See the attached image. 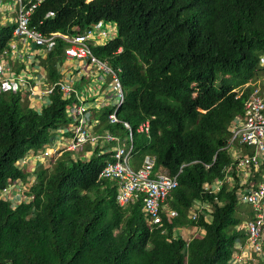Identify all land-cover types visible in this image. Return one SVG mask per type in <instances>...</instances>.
<instances>
[{"label": "trees", "instance_id": "1", "mask_svg": "<svg viewBox=\"0 0 264 264\" xmlns=\"http://www.w3.org/2000/svg\"><path fill=\"white\" fill-rule=\"evenodd\" d=\"M97 21L116 29L113 39L91 50L119 68L124 100L116 115L133 130L132 163L139 166L149 154L153 171L176 175L165 200L175 215L161 213V223L149 226L142 194L117 203L116 182L99 176L115 142L87 157L65 150L48 165L20 166L69 136L64 129L74 122L68 106L76 95L64 97L56 84L67 45L56 37L39 57L42 82L54 85L41 105L34 107L23 88L0 91V264H232L250 209L236 200V187L203 185L224 176L237 182L223 147L247 95L235 98L234 89L255 76L264 52V0H44L29 25L44 35L76 34ZM6 23L0 53L13 39V24ZM113 109L112 101L90 107L93 131L126 137L122 121L107 119ZM146 119L149 132H136ZM15 183L25 187L22 200L3 199L1 191ZM186 231L199 233L186 237Z\"/></svg>", "mask_w": 264, "mask_h": 264}, {"label": "built area", "instance_id": "2", "mask_svg": "<svg viewBox=\"0 0 264 264\" xmlns=\"http://www.w3.org/2000/svg\"><path fill=\"white\" fill-rule=\"evenodd\" d=\"M43 1L0 0V6L7 5V10L14 12L12 34L19 40L10 42L8 48L0 53V91L15 92L23 88L30 93L28 95L30 98L39 101L51 94L54 86L43 89L38 86L39 89H36V84L29 82L31 77L27 71L14 73L11 61L15 54L11 43L15 45L20 43L19 49L23 54L32 44L49 50L56 37H61L67 43L64 48L65 58L81 60V65L88 67L90 71L86 77L96 75L98 83L89 88V92L94 96L91 102L86 101L91 95L87 93L85 86L77 91L73 88V80L56 83L64 97L68 98L72 93L76 95V102L68 106V113L74 122H70L64 129L70 132L69 136L59 137L53 146H47L38 156L54 157L62 151L70 150L87 157L96 146L102 147L103 142H115L110 151L111 160H108L99 176L116 182L117 203L124 206L142 194V209L149 226L161 223V213L171 218L175 211L165 209L164 201L169 192L177 186L176 175H169L160 169L153 171L154 158L148 154L144 156L139 166L133 165V130L128 122L120 120L116 115L117 108L124 100L118 76L119 68H113L108 59L98 58L91 50V46L102 43L104 38H113L114 30L109 32L103 27L104 24L109 27L110 23L97 21L76 34L52 32L44 35L29 25L31 12ZM47 15L51 16L53 13L48 12ZM119 51L120 49L117 52ZM256 74L240 88L234 89L235 98L244 90L247 91V95L243 101L242 113L232 121L229 137L223 147L232 157V163L227 171L234 170L237 182L231 176H224L223 179H215L213 183L203 185L205 190L210 191L219 190L224 183L228 184L230 189L236 187V200L250 207L249 218L240 225L245 234L244 242L236 245L232 264H264V52L258 56ZM110 101L114 109L108 113L107 119L111 123L122 121L128 130L126 137L110 132L96 134L93 131L95 121L91 118L90 107H99ZM135 131L148 133L149 120L141 121ZM85 145H89L90 150H84ZM202 207L203 205H200V208ZM191 214L194 217L196 211H192Z\"/></svg>", "mask_w": 264, "mask_h": 264}, {"label": "rangeland", "instance_id": "3", "mask_svg": "<svg viewBox=\"0 0 264 264\" xmlns=\"http://www.w3.org/2000/svg\"><path fill=\"white\" fill-rule=\"evenodd\" d=\"M7 5H1L0 6V11H1V15H0V25L2 24V25H5V24H7L6 22H9V23H12V24H14V22H13V20H14V12H12V11H8L7 10ZM103 27L105 28V29H107L109 32H110V30H116L115 29V25H114V23H110V26L109 27H107V24H104L103 25ZM116 33V32H115ZM104 40H106V38H104ZM17 41H19L18 39H13L12 41H10V42H17ZM11 45H13L14 46V49H13V53L15 54L14 55V57L12 58V62H15L14 63V65H19L21 62L25 65H27V67L28 66H30L29 65V63L30 62H32V58L31 57H27L25 54V52L22 54V51L19 49V46L18 45H15V44H13V43H11ZM42 57H45V55H46V52H41V54H40ZM23 60V61H22ZM33 62H35L36 63V61H33ZM63 64H65V65H67V67L70 65V64H72V63H77V64H79V63H81V60H78V59H64V61L62 62ZM61 63V64H62ZM38 64H39V62H38ZM43 71V69H40V72H42ZM20 73V72H19ZM43 74V73H42ZM42 77H43V79H45V75L43 74L42 75ZM96 75H94L93 77H92V79H91V84L90 85H87V84H85V88H86V91H87V93L88 94H90L91 95V98H93L94 96L89 92V88H91V86L93 85V84H96V83H98L97 81H96ZM77 86H80V84H77ZM46 88H49L48 86H45ZM28 88L29 87H27V90H28ZM36 89H39V87L38 86H36ZM33 91H34V88H33ZM28 95L30 94V93H27ZM36 97V96H35ZM37 98V97H36ZM34 100H36V99H34ZM33 102V106L34 107H37L38 105V103H39V101L38 100H36V101H32ZM80 154V153H79ZM85 155H88V153H85ZM89 156V155H88ZM42 157V156H41ZM41 157H39L38 156V154L36 153L35 155H30L29 157H28V162L27 161H23L22 162V164L20 165L21 167H23L24 169H28L30 166H33L34 164H35V161H37V160H40V161H42L44 164H47L48 165V163H49V160L52 158V157H44V158H41ZM41 158V159H40ZM162 171H166L165 169H161ZM16 184V187H14V186H11V187H9V188H7V190H5V191H1V196H2V198L3 199H9V200H11V201H15V202H18V201H21L22 200V190H24L25 189V187L21 184V183H15ZM165 207L166 208H168V206H167V204L165 203ZM242 209H244V210H247V209H250V207L248 206V205H245V206H243L242 207ZM197 233H199V232H197V231H192L191 233L190 232H188V231H186L185 233H184V236H186V237H188V236H191L192 234L194 235V234H197Z\"/></svg>", "mask_w": 264, "mask_h": 264}, {"label": "clouds", "instance_id": "4", "mask_svg": "<svg viewBox=\"0 0 264 264\" xmlns=\"http://www.w3.org/2000/svg\"><path fill=\"white\" fill-rule=\"evenodd\" d=\"M107 23H110V22H107ZM13 28H14V24H13ZM37 29V28H36ZM12 31H13V29H12ZM40 31V30H39ZM116 32V30H114V35H113V38H114V36H115V33ZM13 35V34H12ZM113 38H111V39H113ZM13 39H16V37L13 35ZM12 39V40H13ZM111 39H106V40H111ZM11 40V41H12ZM106 40H104V41H102V43L103 42H105ZM10 43V42H9ZM9 43H8V45H9ZM101 44V43H100ZM33 45L34 44H32L31 46H30V49H28V50H26L25 51V55L27 56V57H31L32 58V62H30L29 63V65L30 66H28L27 67V65L25 64H23L22 62L18 65V66H21V68H20V71H27L28 72V74L30 75V77H31V79L29 80V82L31 81V80H34L33 81V83L32 84H36V86H39V87H41L42 89L43 88H46L45 86H48V87H50V86H54L53 84H47V83H43L42 82V80H43V77L41 76L40 78H38V76L35 78V76L33 75V72H35V70H36V66H38V75H39V69H41V68H43L42 66H40L39 64H38V62H39V57H41V58H44V57H42L40 54H41V52H46L47 53V51L48 50H45L43 47H40V46H36V45H34L35 46V48L33 47ZM18 46L21 48V44L20 43H18ZM66 47V46H65ZM64 47V48H65ZM120 50H121V48H119ZM63 51H64V49H63ZM24 53V52H23ZM64 59H65V56H64ZM23 61V60H22ZM33 61H36V63L35 62H33ZM64 61V60H63ZM12 62V61H11ZM16 62V61H15ZM15 62H12V65H13V68H15V67H17V65H14V63ZM63 65V63L60 65V69H61V66ZM79 67V66H78ZM80 68V67H79ZM36 70V71H37ZM44 70V69H43ZM62 71V70H61ZM79 72L77 71V70H72L71 69V72L69 73V75L68 76H65L64 75V73H63V78H62V80H60L59 82H62V81H69V80H73V82H72V85H74L76 82H79L81 85H83V86H81V88H83L84 86H85V84H88V83H91V79H92V77L94 76L93 74L90 76V77H86V76H81V77H78V78H74L72 75H75V74H78ZM43 74H44V72H43ZM45 75V74H44ZM96 78V77H95ZM81 88H78L77 89V87H76V89H77V91L78 90H80ZM109 95V94H108ZM44 97H46V96H44ZM44 97L42 98V100L44 99ZM34 100V99H33ZM93 99L92 98H90V97H88L87 99H86V101L87 102H91ZM39 101V100H38ZM76 102V101H75ZM103 103H105V100H104V102ZM236 118V117H235ZM235 120V119H234ZM149 155V154H148ZM161 170V169H160ZM165 202V201H164ZM164 208L165 209H168V208H166L165 207V203H164Z\"/></svg>", "mask_w": 264, "mask_h": 264}, {"label": "crops", "instance_id": "5", "mask_svg": "<svg viewBox=\"0 0 264 264\" xmlns=\"http://www.w3.org/2000/svg\"><path fill=\"white\" fill-rule=\"evenodd\" d=\"M81 67V68H79V67ZM41 69H43V68H41ZM71 69L72 70H77L79 73L78 74H75V75H72L74 78H78V77H81V76H86V75H89V73H90V71L88 70L89 68L87 67L86 68V66H84V65H81V63H79V64H77V63H72V64H70L68 67H67V65H65V64H63L62 66H61V70L62 71H64V75L65 76H68L69 75V73L71 72ZM44 72V70L42 71V72H40V69H39V75H38V70H37V75H38V78H40L43 74ZM80 84V83H79ZM81 86H83V85H81L80 84V86H78V88H81ZM32 101H36V100H33L32 98H30ZM43 100H41V101H39V103L37 104L38 106L39 105H41V103L40 102H42ZM37 106V107H38ZM36 107V108H37Z\"/></svg>", "mask_w": 264, "mask_h": 264}]
</instances>
